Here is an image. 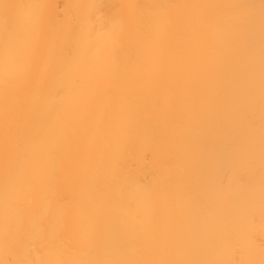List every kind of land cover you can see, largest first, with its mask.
Here are the masks:
<instances>
[{"label": "bare ground", "instance_id": "bare-ground-1", "mask_svg": "<svg viewBox=\"0 0 264 264\" xmlns=\"http://www.w3.org/2000/svg\"><path fill=\"white\" fill-rule=\"evenodd\" d=\"M0 264H264V0H0Z\"/></svg>", "mask_w": 264, "mask_h": 264}]
</instances>
